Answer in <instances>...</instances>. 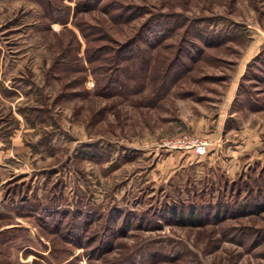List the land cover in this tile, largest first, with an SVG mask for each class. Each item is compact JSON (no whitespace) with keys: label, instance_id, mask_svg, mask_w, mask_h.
I'll list each match as a JSON object with an SVG mask.
<instances>
[{"label":"rangeland","instance_id":"374dc122","mask_svg":"<svg viewBox=\"0 0 264 264\" xmlns=\"http://www.w3.org/2000/svg\"><path fill=\"white\" fill-rule=\"evenodd\" d=\"M0 143V264H264V0H0Z\"/></svg>","mask_w":264,"mask_h":264},{"label":"built area","instance_id":"2783aa9c","mask_svg":"<svg viewBox=\"0 0 264 264\" xmlns=\"http://www.w3.org/2000/svg\"><path fill=\"white\" fill-rule=\"evenodd\" d=\"M210 142L206 138L191 136L188 134L178 135L163 142V146L170 149L194 150L198 155L207 152Z\"/></svg>","mask_w":264,"mask_h":264},{"label":"crops","instance_id":"0c3cea01","mask_svg":"<svg viewBox=\"0 0 264 264\" xmlns=\"http://www.w3.org/2000/svg\"><path fill=\"white\" fill-rule=\"evenodd\" d=\"M0 144H2L4 147H6L5 150H7L9 148L7 145L5 146V144H3V143H0ZM1 149H3V148H1Z\"/></svg>","mask_w":264,"mask_h":264},{"label":"trees","instance_id":"16d2710c","mask_svg":"<svg viewBox=\"0 0 264 264\" xmlns=\"http://www.w3.org/2000/svg\"><path fill=\"white\" fill-rule=\"evenodd\" d=\"M261 59H262V58H261ZM257 60H259V58L256 59L255 61L257 62ZM262 60H263V59H262ZM256 62H255V63H256ZM182 214H183V213L180 212V214H178V215L183 216Z\"/></svg>","mask_w":264,"mask_h":264}]
</instances>
